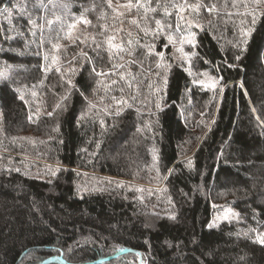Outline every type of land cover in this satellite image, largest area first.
I'll return each mask as SVG.
<instances>
[{"label": "trees", "instance_id": "1", "mask_svg": "<svg viewBox=\"0 0 264 264\" xmlns=\"http://www.w3.org/2000/svg\"><path fill=\"white\" fill-rule=\"evenodd\" d=\"M146 2L156 9L147 13V36L143 8H119L128 0H111V7L108 0H0V72L8 76L0 80V264L54 256L90 264L121 248L143 253L144 264H264V247L254 242L264 231V129L251 112L256 107L264 119V4L187 0L217 9L196 12L203 30L192 23L196 47L188 52L198 55L188 75L170 44L164 62L143 47L154 44L159 52L167 43L165 35H151L157 19L177 36L181 11L173 5L185 0ZM5 8L13 11L11 26ZM251 12L258 17L255 31L237 61L241 30L253 27ZM108 37L124 47L122 58L110 59L106 44L93 43ZM81 53L114 74L90 75ZM158 63L171 64L170 71ZM205 72L223 77L222 96L199 83L208 81ZM67 79L79 91L72 89L66 109L48 117L68 92ZM118 109L120 115L108 114ZM81 113L87 115L77 126ZM169 168L173 174L162 179ZM215 203H231L239 221L210 227ZM139 258L130 252L99 264H139Z\"/></svg>", "mask_w": 264, "mask_h": 264}, {"label": "snow or ice", "instance_id": "2", "mask_svg": "<svg viewBox=\"0 0 264 264\" xmlns=\"http://www.w3.org/2000/svg\"><path fill=\"white\" fill-rule=\"evenodd\" d=\"M253 3L256 4V5H261V4H264V0H253ZM111 6H112L111 0H108V7H111ZM123 7L127 8L129 10H131L132 8H136L137 12H139V10L141 8H143V10H144V19H145V27H143L141 30L144 31L145 35L147 36L149 34V31H148L147 26H146L147 20H148L147 13L150 12V11L151 12H155L156 9L148 7L146 0H136L135 4L132 3V0H128V3L126 5H124ZM173 7H178L179 11H181V12L184 11L185 9H187V8H191V10L193 12H198L200 7H204L205 10L207 12H209V13L217 10L215 4H212L210 7L207 6V5H201L199 3H197L196 5H189L187 3V0H185L184 4L181 5V6L173 5ZM19 11L21 13H23L25 11L24 7L21 6L19 8ZM113 11H115V9H113ZM4 13H5V18L8 21V24L11 26L12 25V16H13L12 9L5 8L4 9ZM164 14L166 16L171 15V13L168 11L167 8H165ZM249 14L252 17L251 23H252L253 27H249L246 30H244V29L241 30L242 39L236 45V47L239 49V54L235 55V57H234V59L237 60V61H239L241 59V55L245 51H247V45H248L249 41L251 40L253 32L255 31L254 25L256 24L257 19H258L257 14L255 12H251ZM120 15H123V13H120ZM260 15L264 16V12H261ZM180 19H183V17H179L178 16V22H177V25H176V28H177L176 35L180 36L179 44L181 45L179 47V49H177V50L182 54V56L184 58H186L188 64L190 65L191 64V58L197 56L198 53H196L195 51L185 52L183 45L184 44L191 45V47L194 49L196 47V37H195V33L190 30V26L192 24L191 21H186V23L189 25V30L187 31L186 35L179 32V29H180L179 20ZM29 22L33 26H35V21L30 20ZM84 23H90V21H84ZM131 23L133 25H137V27H140V25H139V23H138V21L136 19H132ZM155 25H156V27H155L154 30L151 31V35L153 37H158L160 34H163L166 37L167 43H165L163 45V50H161L159 52L154 51V49H155V45L154 44L143 45V47H145L147 49V52H148L149 55H155L156 57L159 58V61L164 62L165 61V52H166L169 44H172L173 47H175V43H174L175 37H174L173 34H171L169 32H165V28L171 29V27H172L171 24L165 25L161 20L157 19V20H155ZM195 26L197 28H201V26L199 24H196ZM73 27H74V25H73ZM9 30L12 31L13 29L10 27ZM201 30H203V29L201 28ZM17 35H21V34L17 33ZM32 35L35 36L36 33L32 32ZM14 38H15L14 36H5L4 37V39H6V40H11V39H14ZM114 39H115V37H108L105 41L100 42V43H97L95 41V39H93V43L96 45L97 49L101 48L103 45L106 44L107 47H106L105 50L108 52L109 58L111 59L113 56H120L121 53L125 52V49H124V47L121 44L113 43ZM127 43L131 44L132 42H131V40H129ZM54 47L58 48L59 45H55ZM20 54L23 55V53H20ZM36 54L39 55L38 52ZM80 55H83L89 61V63L91 64L90 73H89L90 75H94V76L100 77V76H108V75L114 74L111 70H109L107 72L103 71L102 69L101 70H97L95 64L92 62V57H88L86 53H81ZM128 55H134V53L131 51V49L128 50ZM97 56L99 57V53H97ZM100 58L102 59V57H100ZM120 58H122V56H120ZM44 59H45V61H47L48 57L45 56ZM75 59H76V57L74 56L73 60H75ZM133 62H135V61H133ZM56 63H57L56 59L53 58L52 61H51V64H56ZM117 67H121L122 68V67H124V65H116V64L112 65V68H117ZM157 67H162V68H165L166 70L170 71L171 64L158 63ZM180 67L182 68V70L186 71L188 73V75H192L190 67L189 68H184L183 64H181ZM228 67H234V65H228ZM41 70L43 72L47 73V72L51 71V66L46 64ZM56 71L57 72H61V69L60 68H56ZM157 75H159V73H157ZM202 75L208 77V79L211 81V85L210 86L212 88H216L217 85H220L219 92H220V94L222 96L224 88L226 87V85H222L221 84V81L223 80V77L219 76V75H217V76H209V74L207 72L202 73ZM61 76L63 78L64 77V73H61ZM6 79H8L7 74L4 73V72H0V80H6ZM116 82L117 81H115V80L112 81V83H116ZM193 83H196V81H193ZM199 83L203 84L204 81L201 80V81H199ZM66 84L68 86V92L61 98L60 102L56 103V105L53 108V111L47 113L48 117H53L54 114L58 110L59 111H63V110L66 109L67 105H66V103H64V101H67L69 99V96L71 94V90L72 89H76L77 91H79V89H77V86L72 83L71 79H67L66 80ZM164 85L165 86L167 85V75L164 76ZM129 86H131V85H129ZM241 87L243 88V84L242 83H241ZM17 91H19V90H17ZM157 91H160V89H157ZM245 94L247 95L246 91H245ZM32 95L35 96L36 93L32 92ZM81 95H83V93H81ZM17 98L19 100L23 101L26 105L28 104V101L25 100V95H24L23 92H20V94L18 95ZM84 98L87 99V97H84ZM113 99H115V97H113ZM133 99H134V97H133ZM118 103L124 104L125 101L120 100V101H118ZM157 106L159 107V105H157ZM129 107H131V105H129ZM90 108H95V105H90ZM120 112H121V109H118L114 113H108V114L109 115H120ZM251 112L254 115V118L256 120L257 125L259 127H261L262 129H264V119H262L260 115H256L257 108L256 107H252L251 108ZM86 115H87V113H81V115L77 118V126H80V121L83 120ZM0 116H2V113H0ZM38 118L39 117L37 116L36 119H38ZM28 119H29V121H33V115L30 114L28 116ZM100 123H101L102 126L104 125V121L103 120H101ZM213 123H215V121H213ZM58 127L59 126L57 124V128H56L57 131H58ZM209 130H211V129H209ZM262 134H264V132H262ZM60 143H63V141L61 140ZM99 147H100V142L98 141L96 143V148L99 149ZM82 151L87 152V149H82ZM92 155H95V153H92ZM220 155H223V153H221ZM153 161H154V165H155V163L158 162V157L155 155V151H154V154H153ZM186 166L189 168V170H192L195 167L194 162L192 160H190V159L187 160ZM16 171H19V169H16ZM57 171H59V169H57ZM156 171H157V174L159 176V169L157 168ZM173 171H174V169L169 168L167 170L166 175L163 176L162 179H168L173 174ZM51 175L55 176L56 172H51ZM80 190H81L80 187L77 186L78 193L80 192ZM137 190L138 191H143V189H137ZM181 192H182V190H181ZM183 195L187 196L188 194L187 193H183ZM140 199L143 200V197H141ZM169 202L170 203L172 202L171 201V197H169ZM169 218L172 219V220H175L176 219V215L173 214ZM209 226L211 227V225H209ZM254 242L259 244L260 246L264 247V234L258 233L257 236H256V239L254 240ZM192 243H195V239H193ZM120 251L123 252V251H128V250L121 248ZM136 255L143 256V253H136ZM43 264H47V262H43Z\"/></svg>", "mask_w": 264, "mask_h": 264}, {"label": "rangeland", "instance_id": "3", "mask_svg": "<svg viewBox=\"0 0 264 264\" xmlns=\"http://www.w3.org/2000/svg\"><path fill=\"white\" fill-rule=\"evenodd\" d=\"M118 6L119 8H122V9L125 8L123 7L124 5H118ZM195 15H196V12H193L191 8H187L180 13V17H183V19H181L183 26L180 27L182 34L186 35L187 31L189 30V25L186 23V21H191L192 23H198V21H196ZM198 24H200V22ZM191 26H190V30L195 33V37H196V32L191 29L192 28ZM78 30H79L78 27H75V31L79 32ZM72 31H74V29ZM174 37H175V40H174L175 47H173V45L170 44L172 46L174 57L177 59V61L180 62V64H183V67L189 68V64L186 58H184L182 54L177 50L181 46L179 44L180 36L177 35ZM183 47H184L185 52H188V47H191V45L184 44ZM203 84H206L205 86H210L211 81L208 79V81L205 82L204 80ZM219 87L220 85H217L215 89H219ZM212 208H214V210H213V214H212V217L209 223V225H211L212 228H218L220 225H222L225 222L239 221L238 220L240 218L239 211L231 203H215L213 204ZM258 233L264 234V231L256 232L255 236H257Z\"/></svg>", "mask_w": 264, "mask_h": 264}, {"label": "water", "instance_id": "4", "mask_svg": "<svg viewBox=\"0 0 264 264\" xmlns=\"http://www.w3.org/2000/svg\"><path fill=\"white\" fill-rule=\"evenodd\" d=\"M123 249H127L128 251H117L116 253L112 254V255H108V257H105V258H102L100 260H97V261H94L90 264H99V263H103L104 261H109V260H112V259H115V258H118V257H121L122 255L126 254V253H141L140 251L138 250H135V249H131V248H123ZM43 262H47V264H50V263H62V264H72V263H69L65 260L64 256H54V257H51V258H48L42 262H40L39 264H43ZM139 264H144V258L143 256H140L139 258Z\"/></svg>", "mask_w": 264, "mask_h": 264}]
</instances>
